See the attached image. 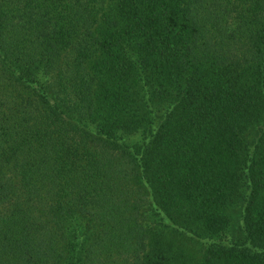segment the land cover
Returning a JSON list of instances; mask_svg holds the SVG:
<instances>
[{
  "label": "trees",
  "instance_id": "trees-1",
  "mask_svg": "<svg viewBox=\"0 0 264 264\" xmlns=\"http://www.w3.org/2000/svg\"><path fill=\"white\" fill-rule=\"evenodd\" d=\"M0 264H264V0H0Z\"/></svg>",
  "mask_w": 264,
  "mask_h": 264
},
{
  "label": "rangeland",
  "instance_id": "rangeland-1",
  "mask_svg": "<svg viewBox=\"0 0 264 264\" xmlns=\"http://www.w3.org/2000/svg\"><path fill=\"white\" fill-rule=\"evenodd\" d=\"M140 138V134H139V136L138 135H136V136H132V139H134V140H136V139H139Z\"/></svg>",
  "mask_w": 264,
  "mask_h": 264
}]
</instances>
